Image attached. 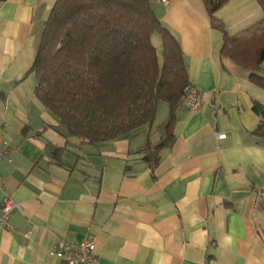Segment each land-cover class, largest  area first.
<instances>
[{"label": "crops", "instance_id": "0c3cea01", "mask_svg": "<svg viewBox=\"0 0 264 264\" xmlns=\"http://www.w3.org/2000/svg\"><path fill=\"white\" fill-rule=\"evenodd\" d=\"M54 1L0 2V205L14 203L0 223V264H63L52 247L89 232L101 264H264V139L250 134L264 89L221 56L203 0H149L203 96L198 110L180 102L162 148L166 102L152 125L93 145L36 98L29 69ZM215 16L232 35L263 12L229 0Z\"/></svg>", "mask_w": 264, "mask_h": 264}, {"label": "trees", "instance_id": "16d2710c", "mask_svg": "<svg viewBox=\"0 0 264 264\" xmlns=\"http://www.w3.org/2000/svg\"><path fill=\"white\" fill-rule=\"evenodd\" d=\"M228 1L203 0L211 26L222 33L221 56L264 89V0H256L263 17L232 35L215 16ZM29 72L42 105L71 136L93 145L152 125L158 102L165 101L166 135L157 147L162 148L191 85L179 42L149 0H55ZM253 110L261 120L250 134L264 139V105L254 102ZM148 148L146 141L143 151Z\"/></svg>", "mask_w": 264, "mask_h": 264}, {"label": "built area", "instance_id": "2783aa9c", "mask_svg": "<svg viewBox=\"0 0 264 264\" xmlns=\"http://www.w3.org/2000/svg\"><path fill=\"white\" fill-rule=\"evenodd\" d=\"M3 0H0V2ZM166 3L167 0H159ZM202 92L199 91L195 86L190 85L181 98L183 104L189 110H198L203 102ZM225 134H219L218 138L222 139ZM6 158L9 160V156L6 152L0 153V160ZM1 185V179H0ZM14 206L11 198L4 197L0 205L2 211V217L0 223H4L9 211ZM51 255L62 260L63 264H101L99 254L96 250L95 238L92 233H87L86 237L75 243H64L58 241L50 251Z\"/></svg>", "mask_w": 264, "mask_h": 264}, {"label": "rangeland", "instance_id": "374dc122", "mask_svg": "<svg viewBox=\"0 0 264 264\" xmlns=\"http://www.w3.org/2000/svg\"><path fill=\"white\" fill-rule=\"evenodd\" d=\"M156 38H158V42H159L158 44H161L160 36L157 35V34H154L153 37H152V41H153L154 44H155V45L153 44L154 46H156V43H155V39H156ZM153 42H152V43H153ZM156 47H157V51H158V53L161 54V48H160V45H159V46H156ZM163 102H165V101H163ZM157 107H158V105H157ZM156 111H157V110H156ZM155 116H156V114H155ZM154 120H155V118H154ZM166 120H167V119H166ZM153 122H154V121H153ZM152 124H153V123H152ZM164 129H165V128H164ZM162 139H163V138H162Z\"/></svg>", "mask_w": 264, "mask_h": 264}]
</instances>
